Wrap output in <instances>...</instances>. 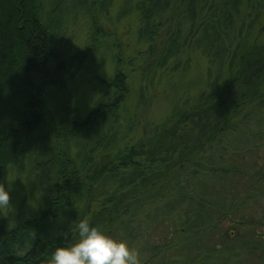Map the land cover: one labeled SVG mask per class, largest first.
<instances>
[{"label":"trees","instance_id":"trees-1","mask_svg":"<svg viewBox=\"0 0 264 264\" xmlns=\"http://www.w3.org/2000/svg\"><path fill=\"white\" fill-rule=\"evenodd\" d=\"M178 1L136 0L133 6L139 16L138 41L149 43L143 73L166 68L189 49L208 59L207 93L215 92L226 84L228 60L245 28L246 13L256 11L259 19L264 0H182L183 7H177ZM115 2L0 0V182L10 166L25 172L35 146L42 115L33 78L45 80L48 68L64 60L74 72L52 80L64 87L66 77L74 78L98 52L92 35L88 46L69 53L72 45L64 40L68 22L82 15L97 33L104 30L101 14L107 15ZM239 67L226 90L241 102L264 85V43L246 51ZM207 93L200 95L194 112H180L155 136L118 149L130 94L128 76L118 67L93 110L79 119L67 113L61 120L60 146L66 143L76 152L61 154L56 179L51 168L37 178L43 191L38 212L19 217L9 228L0 209V264H51L55 247L78 238L75 225L80 220L127 240L146 254L145 264H264V172L237 163V153L264 137V126L257 128L253 116L244 118L243 129L237 124L229 129L234 146L240 145L236 152L228 149L233 146L228 140L219 147L222 138H213L214 133L230 125L233 115L223 109L228 102L212 104ZM146 101L142 88L141 109ZM259 109L262 122L264 106ZM221 133L230 134L227 129ZM192 157L195 166L187 171ZM174 164L179 172L173 171ZM226 174L232 180L227 187ZM166 178H172L173 189ZM155 190L154 197L144 198Z\"/></svg>","mask_w":264,"mask_h":264},{"label":"rangeland","instance_id":"rangeland-1","mask_svg":"<svg viewBox=\"0 0 264 264\" xmlns=\"http://www.w3.org/2000/svg\"><path fill=\"white\" fill-rule=\"evenodd\" d=\"M131 1L134 3L126 4V0H116L114 7L107 15L101 14L98 21L104 30L97 33L91 30L90 22L82 15L68 22V30L64 40L69 39L72 45L71 49L68 50L69 53L88 46L92 35L95 36L99 49L74 78L66 77L68 81L66 86L52 85V80L56 76H69L74 72V67L69 69L68 62L64 60H59L48 68L49 76L45 80L39 76L33 78L35 94L41 100L38 109L42 115L35 146L27 158L25 172L20 173L17 166H10L6 169L0 182V187L10 189V204L2 208L8 218L9 228L17 223L19 217L34 216L38 212L43 191L37 178L39 176L44 178L43 169L51 168V178L56 179L59 169L62 168L61 156L63 155L61 154L64 153L65 155L67 152L73 156L76 152L74 147L66 143L60 146L58 127L63 117L67 113H71L76 119H79L93 110L105 83L113 78L118 67L126 72L130 84V94L124 105V118L117 138L116 147L118 149L132 145L140 139L155 136L157 130L170 127L171 121L180 116V112H194L200 95L208 92L209 61L205 56L189 49L184 50L179 57L171 60L166 68L154 69L144 75L143 67L148 60V58L145 59V55L149 43L138 41L139 16L133 9L136 0ZM176 6L183 7V1H178ZM256 14V11L246 13L245 28L241 31L236 47L228 60L225 86L215 92L209 91L207 93L211 96L212 104L220 103L221 107L222 102L229 103V106H223V109L233 115L231 124L226 128L224 126L219 127L213 138L216 139L220 135L218 139H222L219 147L226 146L228 140V143L233 145L228 149H233L235 152L240 145L234 146V133H230L229 130L232 124H237L236 128L243 129L244 118H246V122L249 116H253L255 118L253 124L258 125L257 128L261 130L262 128L259 126H264V121H259L261 116L259 113H262L259 108L264 106L263 84L259 85L256 90L245 94L251 97L247 96L241 102L237 101L238 99H232L226 90L227 84L230 83L234 73L240 68V62L245 57V52L259 48L264 43V11L261 12L259 19L255 18ZM250 22L254 24L248 29ZM100 25L99 28H101ZM165 37L166 30L161 39ZM61 61H64V66L58 74H54L53 72L57 70ZM142 88H145L147 104L141 109L139 98ZM224 129L229 131L228 136H226L228 132L226 134L221 133ZM262 130V136H264V129ZM239 137L236 135L235 138L238 140ZM62 146H64L63 149ZM217 150L218 147L216 152ZM237 155L240 162L237 160L238 164H243V162L244 164H252L254 166L252 171L263 173L264 137L253 141ZM175 160L178 158L175 157ZM194 162L195 159L192 157L186 163L187 171L193 169L195 165L192 166V164ZM178 168V164H174L172 167L173 171L177 169L176 172L180 171ZM181 173L183 175L184 170ZM225 176L224 186L227 187L232 180L229 179V175L226 174ZM166 179L167 186L170 187L169 181H172V178ZM260 181L264 183V178L260 177ZM207 186L210 187L211 184L207 183ZM157 191L145 193L144 198L151 199ZM99 203L101 200L95 206L98 207ZM138 254L140 264H145L146 254L144 252H138Z\"/></svg>","mask_w":264,"mask_h":264},{"label":"clouds","instance_id":"clouds-1","mask_svg":"<svg viewBox=\"0 0 264 264\" xmlns=\"http://www.w3.org/2000/svg\"><path fill=\"white\" fill-rule=\"evenodd\" d=\"M10 204V189L0 187V209ZM75 229L78 238L55 247L51 264H140L139 254L127 240L117 238L87 220Z\"/></svg>","mask_w":264,"mask_h":264},{"label":"water","instance_id":"water-1","mask_svg":"<svg viewBox=\"0 0 264 264\" xmlns=\"http://www.w3.org/2000/svg\"><path fill=\"white\" fill-rule=\"evenodd\" d=\"M64 66V61H61L59 67L57 68V70L55 72H53L54 74H58L60 72V69Z\"/></svg>","mask_w":264,"mask_h":264},{"label":"flooded vegetation","instance_id":"flooded-vegetation-1","mask_svg":"<svg viewBox=\"0 0 264 264\" xmlns=\"http://www.w3.org/2000/svg\"><path fill=\"white\" fill-rule=\"evenodd\" d=\"M53 74V73H52Z\"/></svg>","mask_w":264,"mask_h":264}]
</instances>
